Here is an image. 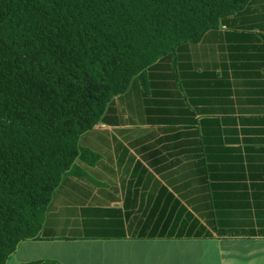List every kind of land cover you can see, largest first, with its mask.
Listing matches in <instances>:
<instances>
[{"label": "crops", "instance_id": "1", "mask_svg": "<svg viewBox=\"0 0 264 264\" xmlns=\"http://www.w3.org/2000/svg\"><path fill=\"white\" fill-rule=\"evenodd\" d=\"M252 33L209 32L116 96L80 137L88 153L42 238L7 264H264V30Z\"/></svg>", "mask_w": 264, "mask_h": 264}, {"label": "trees", "instance_id": "2", "mask_svg": "<svg viewBox=\"0 0 264 264\" xmlns=\"http://www.w3.org/2000/svg\"><path fill=\"white\" fill-rule=\"evenodd\" d=\"M222 28L250 42L264 0H0V264L42 238L63 175L88 153L80 137L114 98Z\"/></svg>", "mask_w": 264, "mask_h": 264}]
</instances>
